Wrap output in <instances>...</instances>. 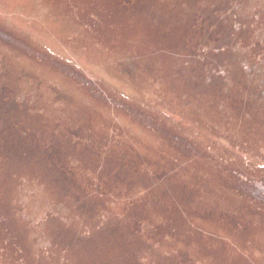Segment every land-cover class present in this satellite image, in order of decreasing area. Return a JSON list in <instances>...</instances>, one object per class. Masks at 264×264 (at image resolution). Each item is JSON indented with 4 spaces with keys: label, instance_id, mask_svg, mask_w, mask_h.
Here are the masks:
<instances>
[{
    "label": "rangeland",
    "instance_id": "rangeland-1",
    "mask_svg": "<svg viewBox=\"0 0 264 264\" xmlns=\"http://www.w3.org/2000/svg\"><path fill=\"white\" fill-rule=\"evenodd\" d=\"M141 261L264 264V0H0V264Z\"/></svg>",
    "mask_w": 264,
    "mask_h": 264
},
{
    "label": "trees",
    "instance_id": "trees-1",
    "mask_svg": "<svg viewBox=\"0 0 264 264\" xmlns=\"http://www.w3.org/2000/svg\"><path fill=\"white\" fill-rule=\"evenodd\" d=\"M131 218H132V220H133V222H134V224H139V223H141V221H140V219H139V217L137 216V215H131ZM182 220H184V219H182ZM184 223V222H183ZM181 231V230H180ZM180 231H179V229L178 230H171V231H169V234L168 235H170L171 236V238L170 239H177V238H180V240L183 238V237H185L184 236V233H183V235L182 234H180ZM182 232H183V230H182ZM171 233V234H170ZM158 233H156V232H154V231H152L151 232V237H157L156 235H157ZM157 238H159V237H157ZM182 255L184 254V253H181ZM173 258H174V256H172ZM140 264H146V263H142V261H141V263Z\"/></svg>",
    "mask_w": 264,
    "mask_h": 264
}]
</instances>
